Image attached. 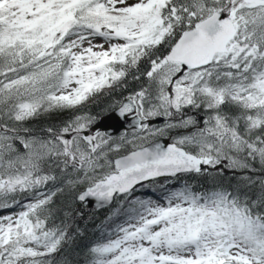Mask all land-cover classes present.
Instances as JSON below:
<instances>
[{"label":"snow or ice","instance_id":"1","mask_svg":"<svg viewBox=\"0 0 264 264\" xmlns=\"http://www.w3.org/2000/svg\"><path fill=\"white\" fill-rule=\"evenodd\" d=\"M0 210V264H264V0H0Z\"/></svg>","mask_w":264,"mask_h":264},{"label":"trees","instance_id":"2","mask_svg":"<svg viewBox=\"0 0 264 264\" xmlns=\"http://www.w3.org/2000/svg\"><path fill=\"white\" fill-rule=\"evenodd\" d=\"M129 87H135V83H130ZM104 103H107V100L101 98L99 105H89L91 111L95 112L99 110V107L102 106ZM183 179H188L187 177ZM180 186V181L174 182L172 185ZM63 197H61L57 203H62ZM76 208L82 210L84 212V218L82 220L78 219L77 223L80 225L81 228H86L87 232L85 233L86 239L82 241V243H88L91 239H93V233L97 231L96 225H99L101 221L104 220L105 216L108 214V208L102 209H92L87 208L84 205L76 204Z\"/></svg>","mask_w":264,"mask_h":264},{"label":"water","instance_id":"3","mask_svg":"<svg viewBox=\"0 0 264 264\" xmlns=\"http://www.w3.org/2000/svg\"><path fill=\"white\" fill-rule=\"evenodd\" d=\"M109 123H111L112 125H113V127H116L117 125H116V123L114 122V121H110ZM85 206V205H84ZM85 207H87V208H92V209H97L96 207H95V203H94V201H89L88 202V204H87V206H85ZM102 209V208H101ZM97 210H99V209H97Z\"/></svg>","mask_w":264,"mask_h":264},{"label":"rangeland","instance_id":"4","mask_svg":"<svg viewBox=\"0 0 264 264\" xmlns=\"http://www.w3.org/2000/svg\"><path fill=\"white\" fill-rule=\"evenodd\" d=\"M170 187H173L174 188V187H178V186L175 184V185H171ZM148 194L151 195V192H149ZM158 196H159V190H157V195L156 196H153V199L158 198ZM17 211H18V209H17ZM5 214H7L6 211L0 210V215H5Z\"/></svg>","mask_w":264,"mask_h":264}]
</instances>
